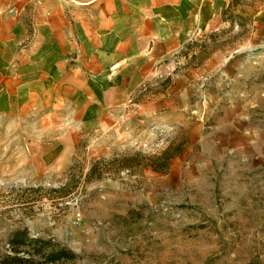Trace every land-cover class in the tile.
Segmentation results:
<instances>
[{"label":"rangeland","instance_id":"rangeland-1","mask_svg":"<svg viewBox=\"0 0 264 264\" xmlns=\"http://www.w3.org/2000/svg\"><path fill=\"white\" fill-rule=\"evenodd\" d=\"M233 7L64 170L42 116L0 118V264H264V0Z\"/></svg>","mask_w":264,"mask_h":264},{"label":"crops","instance_id":"crops-1","mask_svg":"<svg viewBox=\"0 0 264 264\" xmlns=\"http://www.w3.org/2000/svg\"><path fill=\"white\" fill-rule=\"evenodd\" d=\"M235 1L0 0V118L42 116L53 138L43 163L64 170L84 133L108 127L196 37L225 28Z\"/></svg>","mask_w":264,"mask_h":264},{"label":"trees","instance_id":"trees-1","mask_svg":"<svg viewBox=\"0 0 264 264\" xmlns=\"http://www.w3.org/2000/svg\"><path fill=\"white\" fill-rule=\"evenodd\" d=\"M232 6H236V1L233 2V4H231V8H232ZM39 242H41V241L31 239L27 230L19 231V232L15 233L10 240V244L13 248V251H18V249L20 247H24L30 243H39ZM47 244L48 243H43V246L47 245ZM46 258L49 262L56 263V262L60 261L61 259H72V258H74V255L71 251H69L67 249H61L59 251L52 250L51 252H49L46 255ZM13 262L19 263L20 259L14 258Z\"/></svg>","mask_w":264,"mask_h":264}]
</instances>
